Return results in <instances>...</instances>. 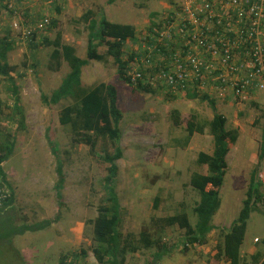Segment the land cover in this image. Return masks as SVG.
Returning <instances> with one entry per match:
<instances>
[{"label": "rangeland", "instance_id": "1", "mask_svg": "<svg viewBox=\"0 0 264 264\" xmlns=\"http://www.w3.org/2000/svg\"><path fill=\"white\" fill-rule=\"evenodd\" d=\"M107 1L58 0L47 6L42 0L21 6L26 13L31 11L32 20L47 13L55 25L34 37L30 43L35 46L12 41L13 48L6 56L10 76L18 88L23 127L12 112L13 84L0 76V141L10 135L14 142L9 157L1 163L13 202L0 211V264H59L61 254L71 264H97L92 252L91 222L97 215L107 171L106 164H100L95 156L112 153L113 147L107 138L97 139L93 148L74 144L70 126L61 125L58 116L64 106L72 103L71 99L56 105L42 102L41 94L49 95L69 72L62 53L58 59H52L54 42L59 40L61 46H72L76 56L85 59L89 30L88 22L80 18L88 10L94 13L97 23L104 17L113 23L130 24L140 32L152 18L168 12L177 0H116L113 4ZM8 35L7 31H0V40ZM45 40L50 42L49 46ZM97 51L103 59L88 61L81 71V84L88 89L104 83L113 85L117 92V107L122 113L117 144L123 153L117 162L115 183L121 206L120 231L138 233L151 217L179 213H185L194 225L193 208L199 194L190 186L189 179L193 173H206V167L198 165L196 158L199 152L211 153L213 144L207 127L202 134L194 133L189 139L186 129L188 122L207 126L212 109L206 102L188 100L184 94L170 96L161 90L146 93L133 89L119 78L107 45L100 43ZM260 92L238 103L211 98L216 113L226 118V129L237 132L226 156L228 164L219 192V208L210 221L214 229L204 245L187 247L183 231L176 227L168 229L163 236L168 252L162 264H226L213 257L216 236L226 232L238 217L253 167L257 166L258 180L264 172V90ZM173 111L178 113L179 126L173 123ZM46 131L63 165L62 205L58 204L54 190L55 160L45 138ZM5 153L0 143V154ZM260 189L264 194V185ZM257 208L247 220L240 248L241 264H252L251 255L257 251L264 253V203H258ZM56 215L57 221L41 231L16 234L23 225L51 221ZM152 252L127 254L125 264H149Z\"/></svg>", "mask_w": 264, "mask_h": 264}, {"label": "trees", "instance_id": "2", "mask_svg": "<svg viewBox=\"0 0 264 264\" xmlns=\"http://www.w3.org/2000/svg\"><path fill=\"white\" fill-rule=\"evenodd\" d=\"M3 0H0L2 3ZM116 0H108L113 4ZM175 2L173 3V5ZM58 12L59 9H56ZM94 13L88 10L80 19L88 22V34L86 41V58L80 59L76 56L75 48L69 45H60L59 40L54 42L52 59L62 57L69 66V72L62 79L59 86L49 95L41 94V100L46 105H56L62 100L71 99V104L64 106L59 112V123L68 125L72 132V142L74 144H84L94 147L97 139H108L113 147L112 153L105 152L102 156H95L100 164H106L107 174L103 178L102 196L97 207V215L92 220V240L93 256L97 264H125L127 254H134L140 250H153L151 253V263L162 264L161 260L168 252L163 236L168 229L176 227L183 231L185 246H202L207 241L208 234L214 229L210 221L219 208V192L222 187L225 171L227 168L226 156L230 152L232 145L236 141L237 132L226 129V118L216 113L214 101L207 96H198L191 93L185 94L188 100H200L206 102L213 111L212 119L207 126L187 124V139L194 133L202 134L207 127L212 136L211 153L199 152L196 158L198 165L206 167V173H193L189 179L190 186L199 194V200L193 208L196 217L194 225L189 221L185 213L174 214L164 217H151L144 223L138 233L128 232L123 234L120 231V203L116 192V179L118 175L117 162L122 158L123 153L117 144L121 137L119 128L122 113L117 107V92L113 85L100 83L92 88H84L81 84V71L88 64L89 60L101 61L103 56L98 53L97 47L100 43L107 45V53L110 55L116 66L119 78L133 89L153 93L154 90L140 83L132 86L124 77L123 69L133 60L135 53L127 56V61L123 56L129 52L130 48L125 45L126 40L135 41L136 29L130 24H117L106 20L104 17L97 23L93 17ZM154 17H156L154 15ZM156 18L151 19L152 24ZM50 25H55L51 21ZM96 41H98L96 43ZM45 45L50 42L45 40ZM31 46H35L30 43ZM13 45L6 38L0 40V76L7 78L13 84L10 76L11 68L6 63V56L11 51ZM127 52H126V51ZM134 54V55H133ZM13 107L12 112L20 120L23 127L24 117L20 107L18 88L13 84L11 87ZM172 96V95H170ZM175 126H179L178 113H171ZM45 138L51 154L55 160V172L57 180L54 185L56 199L59 205L62 198L61 189L64 184L63 165L58 154V149L50 139L46 131ZM1 150H6L5 154H0V181L9 189V197L2 203L0 211L8 207L13 202V192L6 181L1 163L5 162L10 155L14 142L10 141V135H6L0 141ZM10 147V149H9ZM262 155L258 156L260 161ZM257 166L251 170L245 198L242 203L238 217L233 221L229 229L221 231L216 236L213 248V257L226 264H241L240 248L243 244L247 220L251 213L256 211L258 203H264V195L261 192V183L257 179ZM156 201V200H155ZM156 208V203L154 204ZM264 215V210L262 211ZM58 215L53 220H43L30 225H23L16 234L26 231L37 232L45 229L51 223L57 221ZM258 241V239H257ZM256 241V242H257ZM264 244V240L262 241ZM187 247V246H186ZM186 249V248H185ZM82 255H85L82 252ZM66 256L61 254L59 264H65ZM252 264H264V253L257 251L251 255Z\"/></svg>", "mask_w": 264, "mask_h": 264}, {"label": "built area", "instance_id": "3", "mask_svg": "<svg viewBox=\"0 0 264 264\" xmlns=\"http://www.w3.org/2000/svg\"><path fill=\"white\" fill-rule=\"evenodd\" d=\"M39 1L0 3V31L9 33L8 42H33L48 28L49 14L32 20L31 11L21 8ZM57 1L44 0L47 6ZM125 45L130 48L125 61L135 53L123 69L132 86L140 83L172 96L191 93L234 103L264 90V0H177ZM259 182L264 185V172ZM9 194L0 181V207ZM64 263L71 261L66 258Z\"/></svg>", "mask_w": 264, "mask_h": 264}, {"label": "crops", "instance_id": "4", "mask_svg": "<svg viewBox=\"0 0 264 264\" xmlns=\"http://www.w3.org/2000/svg\"><path fill=\"white\" fill-rule=\"evenodd\" d=\"M259 93H261V92H259ZM256 94H258V93H256ZM255 159V158H254ZM255 160H253L252 162H254ZM227 164H228V162H227ZM255 167H253V169H254ZM251 173V172H250ZM63 240V239H62ZM62 240H60V241H62ZM161 263H162V261H161Z\"/></svg>", "mask_w": 264, "mask_h": 264}]
</instances>
